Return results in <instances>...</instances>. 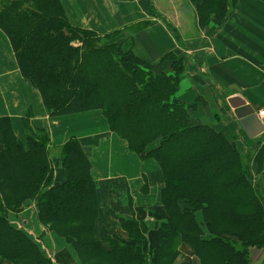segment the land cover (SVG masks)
<instances>
[{
  "label": "trees",
  "instance_id": "16d2710c",
  "mask_svg": "<svg viewBox=\"0 0 264 264\" xmlns=\"http://www.w3.org/2000/svg\"><path fill=\"white\" fill-rule=\"evenodd\" d=\"M144 3L154 14L152 1ZM235 3L202 0L196 9L200 28L223 25ZM0 30L48 115L102 111L132 153L160 166L166 214L151 257L147 226L134 216L120 218L126 239H99L98 184L82 143L74 138L61 147L67 180L55 185L50 135L32 130L19 140L11 120L0 118L1 259L54 264L37 241L11 223L10 215L29 203L36 206L39 223L64 238L81 264H181L184 245L200 264H253L252 250L264 253V197L250 160L218 124L192 121L198 106L178 97L186 73L181 56L167 54L159 64L170 69L156 70L157 64L136 53L135 40L72 26L61 0H0Z\"/></svg>",
  "mask_w": 264,
  "mask_h": 264
},
{
  "label": "crops",
  "instance_id": "0c3cea01",
  "mask_svg": "<svg viewBox=\"0 0 264 264\" xmlns=\"http://www.w3.org/2000/svg\"><path fill=\"white\" fill-rule=\"evenodd\" d=\"M201 1L152 0L154 14H151L144 0H61L72 26L103 37L118 32L125 41L135 40L136 53L143 60L157 64L156 70L170 69L159 64L167 54L181 56L186 65L182 82L190 84L181 98L192 105H212L216 113L233 117L237 135L241 137L244 130L234 119L231 105L245 103L256 111L261 125L264 121V114L261 115L264 113V3L236 0L231 17L223 25L210 23L202 30L196 14ZM145 22H149L146 28L129 36L133 27ZM173 29L183 35V41L175 37ZM0 48L7 56L0 52V118L11 120L19 140L24 141L32 130L46 131L50 135V148L55 149L51 152L55 160V185L65 183L67 173L61 160L54 155H58L68 141L78 139L91 160V176L98 184L97 237L101 240L107 237L126 239L120 218L134 216L147 226L146 250L151 257L156 231L166 215L160 203L165 187L160 166L132 153L128 143L111 131L102 111L63 117L48 115L40 93L21 76L12 46L1 30ZM193 90L200 94L194 99L197 104L186 97ZM206 98L212 100L208 105L200 100ZM211 111L208 107L202 114L198 107L195 116L213 117ZM258 129L257 126L251 131ZM244 135L253 146L246 148L242 138V152L250 160L252 176L258 184L264 185V141L260 139L264 138V132L252 140L245 132ZM102 172L107 175L102 176ZM11 215L12 225L39 241L52 263L81 264L78 254L64 238L39 223L33 203L27 204L20 214ZM29 222L31 227L26 229ZM44 237L50 247L43 241ZM181 252L184 257L181 264H200L189 246H182ZM0 264L11 263L0 257Z\"/></svg>",
  "mask_w": 264,
  "mask_h": 264
},
{
  "label": "rangeland",
  "instance_id": "374dc122",
  "mask_svg": "<svg viewBox=\"0 0 264 264\" xmlns=\"http://www.w3.org/2000/svg\"><path fill=\"white\" fill-rule=\"evenodd\" d=\"M152 1V0H151ZM153 3V2H152ZM197 9V8H196ZM198 18V17H197ZM199 21V20H198ZM145 23H148L149 22H145ZM143 23V24H145ZM142 25V24H141ZM139 25V26H141ZM134 31L136 32V27H133L132 30L128 33L129 36L133 35L134 34ZM173 32L175 34V37L176 38H180L181 41H183L184 38H182L183 35H181L179 33V31H177L176 29L174 30L173 29ZM0 52L2 54V56L4 57H7L6 54H5V51L3 49L0 48ZM190 88V84L186 83L185 81L182 82L181 84V90L180 92L178 93V97L183 100V98H181V96H183L184 94H186L188 92V89ZM32 89V88H31ZM33 91V90H32ZM1 92V91H0ZM196 94L200 95L199 94V91H195L193 90V92H190L186 97L190 100L191 103H195L197 104V101H195V96H197ZM190 96H192L190 98ZM203 96V95H202ZM188 99L186 101H188ZM195 99V100H194ZM204 104L208 105L210 104V101H212L211 99L209 98H206V99H200ZM184 101V100H183ZM195 101V102H194ZM198 106V105H197ZM201 108V113L204 114L206 112V110H208V107H210V109L212 110V116L213 117H199V116H195V113H193V117H192V121L196 124L198 123H201V122H205L206 124H209L211 123L210 125H220L221 128H223L227 133H228V137L232 140L235 141V143H237L238 145V148L239 150L243 148V146L241 145V142L240 140H242L243 136L240 137V134L237 135V130H236V127H237V124H235L233 117H228L226 116L224 113H216L214 110H213V107L212 105H209L208 107H202V106H198ZM235 114V113H234ZM232 118V119H231ZM234 119L237 120V117L234 116ZM229 121V122H228ZM226 126V127H225ZM241 129V128H240ZM264 136V135H263ZM241 138V139H240ZM244 139V138H243ZM262 141H264V138H260ZM245 140V147L247 148H251L253 146L252 142L249 141V140ZM259 140V139H258ZM55 151V149H52L51 152ZM57 151V150H56ZM59 152V151H58ZM58 158H60V152L58 155H54ZM98 159V158H97ZM96 160V159H95ZM102 176H106L107 173H101ZM259 186V193L262 195V197H264V185H261V184H257ZM11 218H16V216L14 215H11ZM34 222L37 223L36 219L34 220ZM30 224V225H29ZM28 225H26V229H30L31 227V222H29ZM39 233V231H38ZM33 239L34 237L31 236ZM46 237H44L43 241L46 242L47 246L50 247L51 244H49V241H46L45 239ZM55 240H58L57 238H55ZM59 241V240H58ZM65 242V241H64ZM39 245L41 246V244L39 243ZM42 248V246H41ZM43 249V248H42ZM45 251V250H44ZM251 257H252V261H253V264H260L263 260H264V253L263 252H260V251H257V250H252L251 252Z\"/></svg>",
  "mask_w": 264,
  "mask_h": 264
},
{
  "label": "water",
  "instance_id": "95a60500",
  "mask_svg": "<svg viewBox=\"0 0 264 264\" xmlns=\"http://www.w3.org/2000/svg\"><path fill=\"white\" fill-rule=\"evenodd\" d=\"M231 107L234 109L235 116L237 117L240 126L250 140L256 138L258 135H261L264 132V121L263 125H261L258 115L252 107L247 106L245 103L233 106L231 105ZM257 126L259 128L257 132L251 131V129Z\"/></svg>",
  "mask_w": 264,
  "mask_h": 264
}]
</instances>
